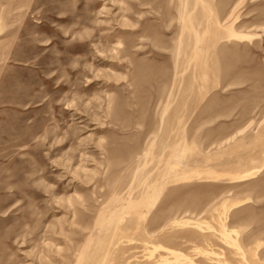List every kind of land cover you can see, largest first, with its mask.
Here are the masks:
<instances>
[{
    "label": "rangeland",
    "instance_id": "1",
    "mask_svg": "<svg viewBox=\"0 0 264 264\" xmlns=\"http://www.w3.org/2000/svg\"><path fill=\"white\" fill-rule=\"evenodd\" d=\"M0 264H264V0H0Z\"/></svg>",
    "mask_w": 264,
    "mask_h": 264
}]
</instances>
